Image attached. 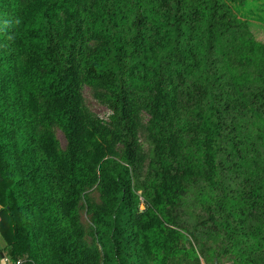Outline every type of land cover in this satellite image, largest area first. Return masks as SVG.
I'll return each instance as SVG.
<instances>
[{
  "label": "trees",
  "instance_id": "trees-1",
  "mask_svg": "<svg viewBox=\"0 0 264 264\" xmlns=\"http://www.w3.org/2000/svg\"><path fill=\"white\" fill-rule=\"evenodd\" d=\"M258 1L0 0V237L14 261L200 264L199 249L264 264V40L232 10ZM192 192L215 248L181 223Z\"/></svg>",
  "mask_w": 264,
  "mask_h": 264
},
{
  "label": "rangeland",
  "instance_id": "rangeland-1",
  "mask_svg": "<svg viewBox=\"0 0 264 264\" xmlns=\"http://www.w3.org/2000/svg\"><path fill=\"white\" fill-rule=\"evenodd\" d=\"M263 0H259L256 6L245 7L243 6H233L232 10L233 13L240 19L241 21H247L252 26V30L254 31V34L256 37H259L260 39L264 40V5ZM258 15H261V18H257ZM104 93H101L100 90L94 89L93 87L89 85H85L83 89V97L84 102L88 110L94 114L99 120H101L104 123H108L110 121V117L112 116L111 110L108 108L106 100L103 97ZM143 117L145 121L148 120V117L146 114H143ZM57 137L61 143V146L65 147V140L63 138V135L58 132ZM140 143L142 145V148L145 152V154H148L151 150V145L149 141L146 138V134H140ZM225 179L227 182V185H230L234 183L233 176L229 172H225ZM83 200L81 202L80 207V221L84 230V241L87 243L88 246H93V225H92V219L91 214L89 213V205L92 204L93 206H97L100 204L99 200V193L96 190V188H92L84 193L82 196ZM180 219L181 223L187 227L190 230H193L196 232L198 237H203L202 242L207 245L206 248H215V245L212 243L211 240H208L206 237L207 235L204 234V229L195 227L203 220L207 218V215L201 211L199 205H196L194 193L192 192L184 202V206L180 210ZM195 244V243H194ZM197 249L199 248L196 245ZM4 249V250H3ZM6 245L4 241L0 237V252H6ZM196 249V250H197ZM8 252V251H7ZM200 258V264H233L230 262L228 258L222 256H217L216 252H210L208 255L209 261L207 262L205 258L201 255L199 252V249L197 250Z\"/></svg>",
  "mask_w": 264,
  "mask_h": 264
},
{
  "label": "built area",
  "instance_id": "built-area-1",
  "mask_svg": "<svg viewBox=\"0 0 264 264\" xmlns=\"http://www.w3.org/2000/svg\"><path fill=\"white\" fill-rule=\"evenodd\" d=\"M23 263H24L23 259H17L16 261H14L10 257V255L8 254L7 251L6 252L5 251L0 252V264H23Z\"/></svg>",
  "mask_w": 264,
  "mask_h": 264
}]
</instances>
